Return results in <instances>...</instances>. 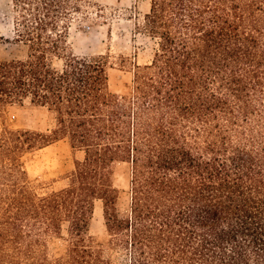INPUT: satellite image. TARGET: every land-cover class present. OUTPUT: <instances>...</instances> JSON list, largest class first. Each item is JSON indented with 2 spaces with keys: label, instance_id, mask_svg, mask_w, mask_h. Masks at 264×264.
Returning a JSON list of instances; mask_svg holds the SVG:
<instances>
[{
  "label": "trees",
  "instance_id": "1",
  "mask_svg": "<svg viewBox=\"0 0 264 264\" xmlns=\"http://www.w3.org/2000/svg\"><path fill=\"white\" fill-rule=\"evenodd\" d=\"M79 1L12 0L25 55L0 60V109L28 101L51 126L0 130V264H111L89 235L98 200L127 264H264V0H151L156 46L125 95L107 55L71 49ZM60 139L83 157L37 191L24 158ZM116 162L130 164L122 214Z\"/></svg>",
  "mask_w": 264,
  "mask_h": 264
},
{
  "label": "rangeland",
  "instance_id": "2",
  "mask_svg": "<svg viewBox=\"0 0 264 264\" xmlns=\"http://www.w3.org/2000/svg\"><path fill=\"white\" fill-rule=\"evenodd\" d=\"M151 0H80V10L74 14L69 28V44L77 55L105 54L108 59V83L111 92L129 94L134 65L150 62L156 46L155 39L143 28L144 15ZM14 9L12 0H0V60L21 58L25 47L13 41ZM51 117L42 107L11 104L0 109V130L3 127L46 130ZM83 152L73 150L66 139L57 140L33 153L27 154L24 164L28 177L37 191H50L67 184L66 175L75 159ZM130 164L113 165V183L119 190L117 210L122 214L128 208ZM93 242L103 249L111 264H127L124 250L110 248L104 225L102 203L96 201L89 225ZM65 227L60 236L46 238L50 257L61 255L66 247Z\"/></svg>",
  "mask_w": 264,
  "mask_h": 264
}]
</instances>
